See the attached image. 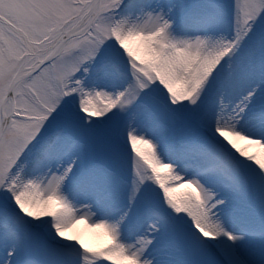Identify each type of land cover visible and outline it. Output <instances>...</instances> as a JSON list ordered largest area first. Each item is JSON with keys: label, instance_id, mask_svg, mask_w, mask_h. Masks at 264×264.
Masks as SVG:
<instances>
[{"label": "snow or ice", "instance_id": "1", "mask_svg": "<svg viewBox=\"0 0 264 264\" xmlns=\"http://www.w3.org/2000/svg\"><path fill=\"white\" fill-rule=\"evenodd\" d=\"M0 264H264V0H0Z\"/></svg>", "mask_w": 264, "mask_h": 264}, {"label": "rangeland", "instance_id": "2", "mask_svg": "<svg viewBox=\"0 0 264 264\" xmlns=\"http://www.w3.org/2000/svg\"><path fill=\"white\" fill-rule=\"evenodd\" d=\"M82 226L83 225H81V227L78 228V229L76 227V230L79 231L82 234V238L85 240V242H87L89 244L98 243L99 242L98 239L96 240L95 238H93V240H92V239H90L89 236H85V234H86L85 231H86V229L88 230V228H86V227L85 228H82Z\"/></svg>", "mask_w": 264, "mask_h": 264}, {"label": "bare ground", "instance_id": "3", "mask_svg": "<svg viewBox=\"0 0 264 264\" xmlns=\"http://www.w3.org/2000/svg\"><path fill=\"white\" fill-rule=\"evenodd\" d=\"M81 225H83L82 228H85V227L88 228L85 224L80 223V224L76 225L77 229L80 228ZM85 232H86L85 236H89L90 239H92V240H93V238H95L96 240L98 239V238L95 236L94 232H93L91 229L88 228V230L86 229Z\"/></svg>", "mask_w": 264, "mask_h": 264}]
</instances>
